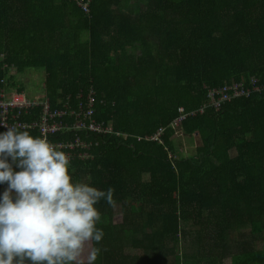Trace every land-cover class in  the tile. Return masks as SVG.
<instances>
[{
  "label": "trees",
  "instance_id": "trees-1",
  "mask_svg": "<svg viewBox=\"0 0 264 264\" xmlns=\"http://www.w3.org/2000/svg\"><path fill=\"white\" fill-rule=\"evenodd\" d=\"M81 1L88 14L72 0H0V90L24 93L17 75L42 69L52 111L77 110L91 91L93 117L131 134L51 137L91 143L86 158L73 151V182L115 188L114 207L96 205L95 263L264 264V0ZM253 81L260 92L211 107L210 92ZM180 135L197 139L188 155Z\"/></svg>",
  "mask_w": 264,
  "mask_h": 264
},
{
  "label": "clouds",
  "instance_id": "clouds-1",
  "mask_svg": "<svg viewBox=\"0 0 264 264\" xmlns=\"http://www.w3.org/2000/svg\"><path fill=\"white\" fill-rule=\"evenodd\" d=\"M69 167L68 155L47 137L16 126L0 133V183H8L0 199V264H85L89 244L104 236L96 205L114 207L115 188L73 182ZM100 251L88 249L86 264Z\"/></svg>",
  "mask_w": 264,
  "mask_h": 264
},
{
  "label": "built area",
  "instance_id": "built-area-1",
  "mask_svg": "<svg viewBox=\"0 0 264 264\" xmlns=\"http://www.w3.org/2000/svg\"><path fill=\"white\" fill-rule=\"evenodd\" d=\"M82 10L83 13H89L88 2L81 0H72ZM14 69L12 73H14ZM6 85L5 82H2ZM252 86L254 91L246 89L242 85H231L224 87L220 91L210 92L211 107L219 109L221 104L231 102L233 99L249 98L254 92H260L258 81H253ZM264 89V86H263ZM81 98V97H80ZM79 98V99H80ZM79 103L77 110H57L52 111L50 103L47 99L32 100L26 94L18 93L16 91H8L6 89L0 90V133L7 130L8 127L16 126L20 130L37 129L41 137H47L48 141L57 146L59 150L64 151L70 162L72 160L73 151L78 148L82 149L81 158H86L87 149L91 145L90 142L85 141L81 137L76 136L74 139L67 140H51L52 136L60 132H68L73 130H83L93 133L95 135L115 134L116 136L127 138L130 133H123L115 131L113 125L109 122L96 120L93 109V94L90 91L88 96ZM69 108V105H66ZM205 108L199 111L204 113ZM187 116L183 109L179 110L177 116L171 123L173 128H178ZM164 128H160L158 132L150 137L153 140H160V135ZM144 137L140 136L138 139L142 140ZM149 139V137H145Z\"/></svg>",
  "mask_w": 264,
  "mask_h": 264
},
{
  "label": "rangeland",
  "instance_id": "rangeland-1",
  "mask_svg": "<svg viewBox=\"0 0 264 264\" xmlns=\"http://www.w3.org/2000/svg\"><path fill=\"white\" fill-rule=\"evenodd\" d=\"M17 72L14 71V75L16 76ZM17 82L20 86L23 87L24 94L29 99L32 100H44L45 94L43 90V83H44V71L42 69H28L24 73L17 75ZM178 144L179 147L182 149L180 152H182L183 155H188L189 153L193 152L197 145V139L195 137L190 136H184L180 135L178 137ZM120 220V219H117ZM232 242L233 246H237L242 241L249 240L251 238L250 235V227H246L241 229L240 231L234 233L232 235ZM184 242V241H183ZM186 243V242H185ZM264 247V236L260 235L256 238L255 241V248L261 249ZM182 253H190L192 249L190 248V243H186V245H183L182 247ZM233 251H236V248L233 249ZM179 252V253H180ZM230 260H225L223 264H229Z\"/></svg>",
  "mask_w": 264,
  "mask_h": 264
},
{
  "label": "crops",
  "instance_id": "crops-1",
  "mask_svg": "<svg viewBox=\"0 0 264 264\" xmlns=\"http://www.w3.org/2000/svg\"><path fill=\"white\" fill-rule=\"evenodd\" d=\"M117 212H118V210H117ZM121 221H122L121 219H120V220H116L115 223H116V224H119ZM226 260H230V259H226ZM224 262H225V261H223V263H224ZM223 263H222V264H223ZM85 264H86V262H85ZM95 264H99V263H95ZM229 264H230V263H229Z\"/></svg>",
  "mask_w": 264,
  "mask_h": 264
}]
</instances>
